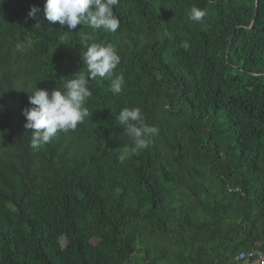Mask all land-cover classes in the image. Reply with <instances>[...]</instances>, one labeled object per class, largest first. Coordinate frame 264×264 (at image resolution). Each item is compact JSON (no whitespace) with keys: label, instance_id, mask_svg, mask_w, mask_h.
I'll return each instance as SVG.
<instances>
[{"label":"trees","instance_id":"1","mask_svg":"<svg viewBox=\"0 0 264 264\" xmlns=\"http://www.w3.org/2000/svg\"><path fill=\"white\" fill-rule=\"evenodd\" d=\"M44 3L0 0V264H239L264 249V0H119L115 33L66 32ZM91 43L116 49L122 92L90 81L89 117L34 149L30 90L86 73ZM124 108L158 129L146 149Z\"/></svg>","mask_w":264,"mask_h":264},{"label":"clouds","instance_id":"2","mask_svg":"<svg viewBox=\"0 0 264 264\" xmlns=\"http://www.w3.org/2000/svg\"><path fill=\"white\" fill-rule=\"evenodd\" d=\"M118 4L119 0H45L43 17L48 22L66 25L69 29L66 32H72L78 25H83L90 27L93 32L102 29L115 33L120 24L113 8ZM40 11L39 6L34 5L28 15L36 18ZM206 15L205 10L195 6L188 11L189 19L197 22H203ZM84 38L91 39L90 36ZM184 46L187 48V43ZM81 55L86 73L76 72L71 79L63 82L62 88L57 87L51 92L37 87V84L30 90L29 103L33 107L22 109V115L26 118L25 129L33 130L31 144L34 149L50 143L59 133L75 131L89 117L86 105L93 95L90 81H96L98 77L101 80L107 79L110 81L108 91L114 95L122 92L124 77L115 73L121 57L111 44H88ZM116 119L131 139L133 152L146 149L151 137L158 134L156 127L144 123L139 108H124Z\"/></svg>","mask_w":264,"mask_h":264},{"label":"built area","instance_id":"3","mask_svg":"<svg viewBox=\"0 0 264 264\" xmlns=\"http://www.w3.org/2000/svg\"><path fill=\"white\" fill-rule=\"evenodd\" d=\"M237 260L239 264H264V249L243 250Z\"/></svg>","mask_w":264,"mask_h":264}]
</instances>
